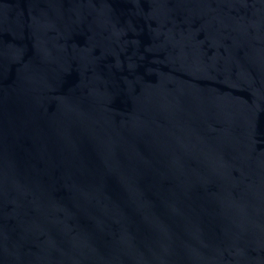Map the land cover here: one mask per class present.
<instances>
[{"label":"water","instance_id":"95a60500","mask_svg":"<svg viewBox=\"0 0 264 264\" xmlns=\"http://www.w3.org/2000/svg\"><path fill=\"white\" fill-rule=\"evenodd\" d=\"M0 264H264V0H0Z\"/></svg>","mask_w":264,"mask_h":264}]
</instances>
